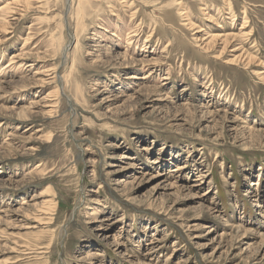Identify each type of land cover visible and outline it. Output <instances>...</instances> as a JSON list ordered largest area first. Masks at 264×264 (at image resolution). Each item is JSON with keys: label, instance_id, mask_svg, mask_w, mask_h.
I'll return each instance as SVG.
<instances>
[{"label": "rangeland", "instance_id": "1", "mask_svg": "<svg viewBox=\"0 0 264 264\" xmlns=\"http://www.w3.org/2000/svg\"><path fill=\"white\" fill-rule=\"evenodd\" d=\"M261 73L264 0H0V264H264Z\"/></svg>", "mask_w": 264, "mask_h": 264}, {"label": "bare ground", "instance_id": "2", "mask_svg": "<svg viewBox=\"0 0 264 264\" xmlns=\"http://www.w3.org/2000/svg\"><path fill=\"white\" fill-rule=\"evenodd\" d=\"M16 1V0H15ZM19 2H21V1H19ZM27 2V1H26ZM15 3V2H14ZM26 4H28V3H26ZM23 6V5H22ZM28 6H29V4H28ZM8 7V6H7ZM183 7V6H182ZM24 8V7H23ZM184 8V7H183ZM26 9V8H25ZM12 10V9H11ZM18 11H19V9H17ZM7 11V10H6ZM14 11V10H13ZM12 11V12H13ZM182 11V10H181ZM183 11H185V10H183ZM16 12V11H15ZM183 13V12H182ZM12 14V13H11ZM186 16H188V15H186ZM15 25V24H14ZM245 26H243L242 28H244ZM74 37L75 36H71L70 38L71 39H74ZM212 40L216 43V42H224V43H233L232 42V40H230V38H229V36H224V35H222V34H220V35H217V36H214L213 38H212ZM231 41V42H230ZM65 49V48H64ZM208 49V48H207ZM67 50V49H66ZM65 51V50H64ZM262 74H264V73H261V75ZM36 75H41V74H36ZM38 77V76H37ZM55 77H56V75L55 76H53L52 78H43V77H41L40 76V78H39V83L41 82L42 83V86L43 85H46V84H48V85H51L50 84V81H51V79L53 80V79H55ZM135 77V76H134ZM148 78V77H147ZM136 79H137V76L135 77V79L134 80H132V81H134V82H136ZM49 81V82H48ZM54 81V80H53ZM35 83V82H34ZM37 83V82H36ZM38 83V84H39ZM54 84V83H53ZM132 98H134V96H132L131 95V93H127V94H125V95H123V97H122V99H126V101L127 100H130V99H132ZM53 108V107H52ZM178 171V170H177ZM172 187V186H171ZM47 203H49V208H48V210H49V212H48V214L47 215H49V216H51L52 215V213L51 212H55V210H56V205H54L53 203H54V201L53 200H51L50 202H47ZM98 254H96L94 251H88L87 253H86V257L87 258H91V257H94V256H97Z\"/></svg>", "mask_w": 264, "mask_h": 264}]
</instances>
